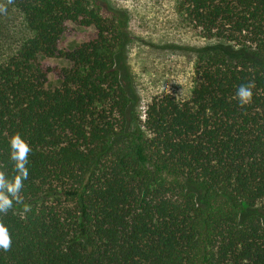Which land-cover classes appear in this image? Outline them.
<instances>
[{
	"label": "trees",
	"instance_id": "obj_1",
	"mask_svg": "<svg viewBox=\"0 0 264 264\" xmlns=\"http://www.w3.org/2000/svg\"><path fill=\"white\" fill-rule=\"evenodd\" d=\"M0 171L30 145L0 264H264V0H177L205 41L187 99L129 82L123 11L105 0H0ZM13 18V20H12ZM13 23L15 25L13 26ZM92 28L70 51L66 24ZM64 59L48 89L41 59ZM252 85L241 107L236 88ZM30 208L24 212V205Z\"/></svg>",
	"mask_w": 264,
	"mask_h": 264
},
{
	"label": "rangeland",
	"instance_id": "obj_2",
	"mask_svg": "<svg viewBox=\"0 0 264 264\" xmlns=\"http://www.w3.org/2000/svg\"><path fill=\"white\" fill-rule=\"evenodd\" d=\"M105 1L127 17L129 39L125 46V61L129 71L128 83L138 98L137 112L142 115L150 99L156 95L171 94L179 100L187 99L195 82V51L216 43L201 39L181 19L176 10L177 0ZM93 33L92 28L67 23L58 48L70 51L88 41ZM40 63L49 69L46 87H57L56 70L69 67V63L64 59L45 58ZM244 214L257 215L264 225V201L254 208H244Z\"/></svg>",
	"mask_w": 264,
	"mask_h": 264
},
{
	"label": "clouds",
	"instance_id": "obj_3",
	"mask_svg": "<svg viewBox=\"0 0 264 264\" xmlns=\"http://www.w3.org/2000/svg\"><path fill=\"white\" fill-rule=\"evenodd\" d=\"M0 11H3L0 8ZM235 98L238 104L243 107L251 103L252 85L241 84L236 88ZM8 160L11 162L13 174L8 175L0 171V215L7 214L13 208L14 203H21V190L24 181L28 178V157L31 152L30 145L19 133L12 134L7 141ZM30 210L27 204L24 205V212ZM11 245L9 229L0 223V250L7 251Z\"/></svg>",
	"mask_w": 264,
	"mask_h": 264
}]
</instances>
